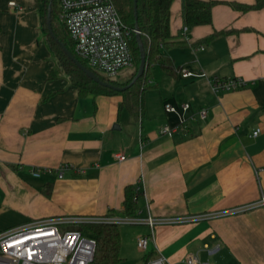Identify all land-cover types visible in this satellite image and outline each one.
I'll return each mask as SVG.
<instances>
[{
    "label": "crops",
    "instance_id": "obj_1",
    "mask_svg": "<svg viewBox=\"0 0 264 264\" xmlns=\"http://www.w3.org/2000/svg\"><path fill=\"white\" fill-rule=\"evenodd\" d=\"M199 1L218 2L210 25L186 27L183 0L172 1V46L162 50V62L174 73L151 66L136 119L120 110V95H78L46 42L45 0H0V232L59 216L123 217L124 190L133 186L139 216L147 207L155 218L254 208L157 226L144 252L136 241L148 229H128L121 235L123 261L163 257L185 264L195 255L201 263L264 264V207L258 205L264 197V9L239 12L229 5L254 0ZM52 69L59 75L49 80ZM179 69L206 78H183ZM214 78H237L243 87L213 92ZM184 103L193 111L206 108V119L158 135L175 121L164 104ZM63 165L70 168L58 178L54 171ZM32 168L50 172L33 178Z\"/></svg>",
    "mask_w": 264,
    "mask_h": 264
},
{
    "label": "built area",
    "instance_id": "obj_2",
    "mask_svg": "<svg viewBox=\"0 0 264 264\" xmlns=\"http://www.w3.org/2000/svg\"><path fill=\"white\" fill-rule=\"evenodd\" d=\"M56 24L63 27L74 44L76 56L85 63V67L110 80H118L123 70L134 68L130 40L135 33L120 19L112 0H56ZM16 8L14 2L8 3ZM177 72L183 78H206L204 73L193 74L184 69ZM213 92H229L243 87V82L237 78L212 80ZM166 115L174 116L173 123L161 126L158 135H171L185 127L203 121L207 117V109L193 111L188 103L180 106L164 104ZM258 130L252 135L256 136ZM123 161V156H116ZM69 165L60 166L54 171L58 178L62 177ZM46 169L32 168L30 175L39 178L49 173ZM264 207V197L259 204ZM247 206L219 213H203L174 218H155L147 207V214L131 217H81L59 216L34 221L27 225L0 232V264H89L95 251V240L86 236L78 229L87 223H111L118 226H144L149 233L139 237L136 247L139 251L147 250L149 241H154V230L157 226L182 225L210 220L213 218L233 215L253 209ZM77 225L75 230L59 231L60 226ZM185 264L201 263L197 256L187 255ZM146 264H169L163 257L149 260Z\"/></svg>",
    "mask_w": 264,
    "mask_h": 264
},
{
    "label": "trees",
    "instance_id": "obj_3",
    "mask_svg": "<svg viewBox=\"0 0 264 264\" xmlns=\"http://www.w3.org/2000/svg\"><path fill=\"white\" fill-rule=\"evenodd\" d=\"M121 21L129 28H134V9L133 0H112ZM173 0H136V24L140 33L141 42L145 52V71L143 75L127 90L116 92L107 87H103L80 71L74 63H72L65 55L57 41L52 38L46 30V13L47 6L50 5V20L52 32L55 38L64 45V47L83 65L85 63L80 60L74 52V44L70 40L68 34L63 27H54L53 22L57 17L56 0H45L43 10L41 11V21L43 24V33L46 37L49 50L54 59L57 61L63 75L68 79L69 83L78 89V95L85 97L87 95H120L122 102L120 110L127 111L132 117L140 118L144 111V94L150 89L148 79L150 77V68L158 63L167 73H174L168 63L162 62V50H166L172 46L169 43V9ZM218 4L215 1H199V0H183V23L186 27H196L211 24V9ZM234 10L239 12H247L249 10L264 9V0H254L253 5H242L236 3L229 4ZM61 29L62 35L58 32ZM215 33L209 36L211 39ZM130 48L134 60V72L127 78L122 80H110L96 72L94 74L103 82H107L115 87H123L127 85L134 77L138 64L139 54L135 43L134 34L130 40ZM59 70L52 69L48 79L57 78ZM41 194L49 196V189L43 186L40 188ZM137 194L133 186H128L124 190L123 199V217H131L135 215L138 207L136 203ZM115 213H107V217L113 216ZM105 216V217H106ZM86 236H90L95 240V251L93 258L89 264H120L123 259L120 257L121 233L119 226L111 223H87L78 227ZM148 259L144 260V264Z\"/></svg>",
    "mask_w": 264,
    "mask_h": 264
},
{
    "label": "water",
    "instance_id": "obj_4",
    "mask_svg": "<svg viewBox=\"0 0 264 264\" xmlns=\"http://www.w3.org/2000/svg\"><path fill=\"white\" fill-rule=\"evenodd\" d=\"M51 1V0H50ZM133 9H134V39H135V43L138 49V54H139V64H138V68L137 71L134 75V77L130 80V82L123 86V87H115L107 82H103L101 81L92 71H90L89 69H87L85 66H83L65 47L63 44H61L54 36L53 32H52V26H51V20H50V5L47 6V13H46V30L48 32V34L54 38L57 43L60 45L61 49L63 50V52L65 53V55L68 57V59L74 63V65L80 70L82 71L88 78H90L92 81H94L95 83L103 86V87H107L109 89H112L116 92H123L125 90H127L128 88H130L144 73L145 71V52H144V48L141 42V37H140V33L136 24V0H133Z\"/></svg>",
    "mask_w": 264,
    "mask_h": 264
},
{
    "label": "rangeland",
    "instance_id": "obj_5",
    "mask_svg": "<svg viewBox=\"0 0 264 264\" xmlns=\"http://www.w3.org/2000/svg\"><path fill=\"white\" fill-rule=\"evenodd\" d=\"M53 25L55 28L58 27V25L56 24V20L53 22ZM58 32L60 33V35H62V32H61V29L59 28ZM153 67L150 68V70L152 69ZM132 72H134V68L132 70L130 69H126V70H123L120 75L118 76V80H122V79H125L127 78ZM33 181V180H31ZM35 182H38V180H36ZM131 226H119V230L121 231V235L123 236L124 232L127 231L128 229H136V227L138 226H132L131 228H129ZM77 229V225H66V226H60L59 227V231L60 232H64L66 230H75ZM123 257V256H122ZM133 259V257H131ZM130 259H127L128 262H125V261H122L120 264H133L132 260ZM134 260V259H133Z\"/></svg>",
    "mask_w": 264,
    "mask_h": 264
}]
</instances>
